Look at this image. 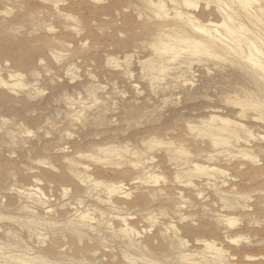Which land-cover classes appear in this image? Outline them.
<instances>
[{
  "label": "rangeland",
  "instance_id": "obj_1",
  "mask_svg": "<svg viewBox=\"0 0 264 264\" xmlns=\"http://www.w3.org/2000/svg\"><path fill=\"white\" fill-rule=\"evenodd\" d=\"M188 1L0 0V264H264V0Z\"/></svg>",
  "mask_w": 264,
  "mask_h": 264
},
{
  "label": "bare ground",
  "instance_id": "obj_2",
  "mask_svg": "<svg viewBox=\"0 0 264 264\" xmlns=\"http://www.w3.org/2000/svg\"><path fill=\"white\" fill-rule=\"evenodd\" d=\"M239 1H241L242 3H244V2H249V1H251V0H239ZM246 3V4H247ZM185 4H187V5H189L190 4V2L188 1V0H185ZM255 10H257L256 12H258V13H262L263 14V10L261 9V8H258V9H255ZM244 11L247 13V14H249L250 16H253V15H251L252 13L250 12V11H248V8H246L245 6H244ZM253 13H255V11H253ZM258 15V14H257ZM256 15V16H257ZM249 17V16H248ZM255 18V17H254ZM252 19V18H251ZM250 19V20H251ZM257 19V18H256ZM258 19H259V17H258ZM253 20V19H252ZM257 21V20H256ZM253 22H255V21H253ZM258 22H260L259 24H261V20L259 21L258 20ZM258 24V23H257ZM198 30H201L203 33L205 32V30L204 29H201V28H197ZM228 29H230V28H228ZM244 29V28H243ZM183 32V31H182ZM206 33V32H205ZM230 34H231V32H229ZM207 35H206V37L208 36V33H206ZM238 35V34H237ZM236 35V36H237ZM239 35H240V32H239ZM245 35V34H244ZM190 38V37H189ZM192 38V37H191ZM190 38V39H191ZM208 38V37H207ZM206 39V38H205ZM243 39V38H242ZM244 39H245V36H244ZM240 40V39H239ZM246 40V39H245ZM209 41V40H208ZM193 43H194V41H193ZM200 43H201V41H200ZM212 44V43H211ZM250 44V43H249ZM252 45V44H251ZM209 46V45H208ZM211 46V45H210ZM253 46V45H252ZM213 47V46H212ZM253 48V47H252ZM254 49V51H256V52H258V50L254 47L253 48ZM260 51V50H259ZM23 75V74H22ZM120 188V187H119ZM118 187H112L111 188V191L112 192H115V193H118L119 191H118V189H119ZM121 189V188H120ZM27 192V191H26ZM36 192V194H37V190H36V188L34 189H31L30 190V193H29V195L31 196L32 194H34ZM27 194V193H26ZM109 195V194H108ZM110 196V195H109ZM35 197V196H34ZM111 197V196H110ZM35 199V198H34ZM49 250V249H48ZM199 261V260H198ZM197 261V262H198ZM197 264V263H196ZM198 264H199V262H198ZM201 264V263H200ZM210 264V263H209Z\"/></svg>",
  "mask_w": 264,
  "mask_h": 264
}]
</instances>
